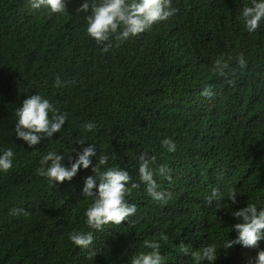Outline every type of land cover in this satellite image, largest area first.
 <instances>
[{
	"label": "trees",
	"instance_id": "16d2710c",
	"mask_svg": "<svg viewBox=\"0 0 264 264\" xmlns=\"http://www.w3.org/2000/svg\"><path fill=\"white\" fill-rule=\"evenodd\" d=\"M82 3L66 0L57 14L33 11L28 0H0V149L15 152L13 168L0 173V264H130L146 250L144 241L161 233L169 236L161 241L165 264H194L180 247L210 243L217 245L215 264H250V248L223 251L222 244L237 235L233 211L264 207V23L253 33L244 27L251 0H173L174 16L107 53L87 35L86 14H76ZM36 93L68 121L32 149L15 136V111ZM88 121L93 132L83 128ZM166 137L176 142L175 153L161 147ZM80 138L85 145L74 144ZM87 143L97 146V159L107 154L109 166L128 170L129 186L140 187L128 198L138 211L94 231L91 249H81L68 236L90 230L84 211L91 201L82 188L91 168L59 185L37 169L49 151ZM145 152L156 158L153 168L172 170L171 182L156 177L158 188L172 193L167 205L153 201L140 180ZM213 188L222 198L209 204ZM232 189L236 203L228 201ZM14 208L28 214L11 215Z\"/></svg>",
	"mask_w": 264,
	"mask_h": 264
},
{
	"label": "clouds",
	"instance_id": "9594fccd",
	"mask_svg": "<svg viewBox=\"0 0 264 264\" xmlns=\"http://www.w3.org/2000/svg\"><path fill=\"white\" fill-rule=\"evenodd\" d=\"M30 8L35 11L47 9L51 13H64L67 10L66 0H28ZM178 11L173 7V0H83L76 9V14L85 13L86 33L93 38L104 53L114 46H119L132 37H136L152 28L158 22H166ZM241 20L249 33L256 32L264 23V0H251V6L245 5ZM241 68L246 67L247 61L243 54L237 59ZM217 70L223 75L224 66L217 62ZM65 82L56 77L55 86L61 87ZM204 95H211L209 89ZM16 123L14 128L18 140H23L28 148L35 149L37 145L47 139L52 140L56 133H62L68 114L60 112L48 98L39 93L28 96L23 100L22 106L15 111ZM83 128L93 132L96 124L85 122ZM74 144H86L83 138L77 139ZM161 147L169 153H175L177 144L172 138H164ZM75 152L73 158L70 153ZM97 146L87 143L80 150L72 148L71 152L49 151L40 160L37 174L54 184L71 182L81 169L91 168L94 175L84 180L82 195L90 199L91 203L84 211L85 224L89 231L73 230L68 239L81 249H91L94 242V231H102L104 226L121 225L138 211V205L129 201L132 190L139 188L140 184L131 183L127 169L119 166H109L110 157L102 154L97 159ZM15 152L12 148L0 149V173H7L13 168ZM67 158V161H66ZM156 158L146 152L139 157L138 174L145 185L147 195L161 205H167L172 199V193L158 188L156 177H162L171 182L172 170L166 165L153 168ZM237 192L232 189L228 192V201L237 202ZM222 198L219 188H213L207 201L212 204ZM11 215L24 214L23 208L12 209ZM232 216L240 222L233 224L234 239H227L222 244L223 251L235 245L250 248L253 260L250 264H264V207L257 204H247L246 207L233 211ZM169 236L161 233L158 238L145 240L143 248L131 257L130 264H165L162 254L161 241H168ZM181 253L191 255L194 264L206 261L215 264L218 258L217 245L210 243L197 251H191L188 246L180 247Z\"/></svg>",
	"mask_w": 264,
	"mask_h": 264
}]
</instances>
